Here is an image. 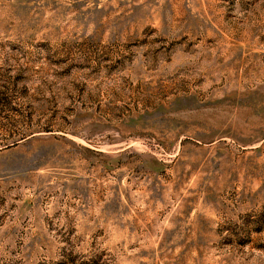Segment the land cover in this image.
Returning <instances> with one entry per match:
<instances>
[{
	"label": "rangeland",
	"instance_id": "1",
	"mask_svg": "<svg viewBox=\"0 0 264 264\" xmlns=\"http://www.w3.org/2000/svg\"><path fill=\"white\" fill-rule=\"evenodd\" d=\"M0 264H264V0H0Z\"/></svg>",
	"mask_w": 264,
	"mask_h": 264
}]
</instances>
